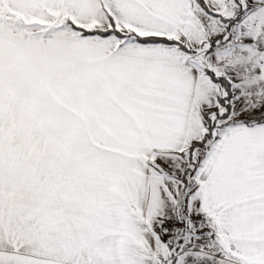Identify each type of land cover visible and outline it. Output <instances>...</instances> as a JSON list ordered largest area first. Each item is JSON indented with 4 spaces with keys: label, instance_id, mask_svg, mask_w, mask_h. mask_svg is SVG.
I'll use <instances>...</instances> for the list:
<instances>
[{
    "label": "snow or ice",
    "instance_id": "snow-or-ice-1",
    "mask_svg": "<svg viewBox=\"0 0 264 264\" xmlns=\"http://www.w3.org/2000/svg\"><path fill=\"white\" fill-rule=\"evenodd\" d=\"M0 264H264V0H0Z\"/></svg>",
    "mask_w": 264,
    "mask_h": 264
}]
</instances>
